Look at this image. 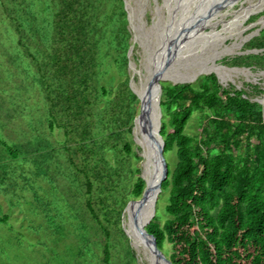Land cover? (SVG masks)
<instances>
[{"label": "rangeland", "instance_id": "1", "mask_svg": "<svg viewBox=\"0 0 264 264\" xmlns=\"http://www.w3.org/2000/svg\"><path fill=\"white\" fill-rule=\"evenodd\" d=\"M30 1L37 6L0 0V217L7 218L0 219V264H105L107 243L111 264H148L129 234L127 209L146 162L135 126L141 100L137 95L131 133L123 126L113 132L104 117L83 118L80 104L70 105L61 93L68 72L49 55L46 0ZM125 3L132 33L130 87L132 81L140 90L156 61L169 55L165 83L199 84L216 65L222 67L218 80L224 87L244 89L264 104V60L248 57L264 53L252 42L264 29V0ZM201 8L204 20L189 29ZM187 30L188 37L170 50ZM199 120V113L190 120V134L198 132ZM166 157L174 168L176 152ZM88 181L102 225L85 207ZM168 196L161 191L157 198L161 223L169 217ZM164 252L171 253L169 243Z\"/></svg>", "mask_w": 264, "mask_h": 264}, {"label": "trees", "instance_id": "2", "mask_svg": "<svg viewBox=\"0 0 264 264\" xmlns=\"http://www.w3.org/2000/svg\"><path fill=\"white\" fill-rule=\"evenodd\" d=\"M44 11L49 55L69 74L65 101L80 104L83 118L104 117L113 132L123 126L131 133L139 98L129 86L125 0H46ZM252 42L264 47V29ZM248 57L264 60V53ZM162 89L164 153L175 151L177 162L162 183L169 217L161 223L155 216L148 231L163 251L170 244L173 264H264V104L244 89L224 87L214 73L199 84L163 82ZM197 113L199 130L190 134ZM124 149L130 155L131 142ZM145 186L137 175L132 197L140 198ZM91 191L88 181L85 207L102 225ZM104 253L111 264L108 243Z\"/></svg>", "mask_w": 264, "mask_h": 264}, {"label": "water", "instance_id": "3", "mask_svg": "<svg viewBox=\"0 0 264 264\" xmlns=\"http://www.w3.org/2000/svg\"><path fill=\"white\" fill-rule=\"evenodd\" d=\"M202 11H203L202 8L199 9L198 14H196L195 17L193 18L192 20L193 22L190 24L189 29H191L192 27H197L201 23V21L204 20L205 14L204 16H199V14L202 13ZM188 31L189 30H187V32L184 31L178 34L171 42L169 49L171 50L172 48L174 49L178 47L179 44H181L182 41L188 37ZM130 52L131 50H129V53ZM169 59L170 56L168 55L167 57L159 58L156 61L155 69L149 74L148 78L146 79L145 86L141 88L142 91L143 90L145 91L144 94L140 93L139 92L140 90L134 89L131 81V87L133 88V91L139 96L141 100L140 112L135 119V126L137 127L138 123L141 124L140 131L142 134V139L146 144H148L149 148L153 152V158L156 160V165L159 172H158L157 180L151 186V188H149L148 181L144 176V172H145V164H144V172L141 175L146 182L144 192L140 198L133 200V202L129 204L127 209L130 210V206H131V210L129 211V214L131 213L132 216L135 218L136 220L135 224L137 226V230L140 231L147 245H149V247L152 248L159 257L163 258L166 264H173L169 256L161 248H159L156 237L152 233H150L147 229L148 224L155 217L157 198L159 193L162 191V183L164 180L167 179L170 169L169 163L164 153L165 141L160 132L161 124H162V107H161V95L163 90L162 83L165 80H167V77L165 76V68L169 63ZM211 73L216 74L217 78L221 79V75L217 70L210 69L207 71L206 74H211ZM180 83H185V82L183 81L173 82V84H180ZM141 144L144 147L143 142H141ZM152 192L154 193L155 196L152 212L146 224L141 225L138 223V213L142 209L141 207L142 202Z\"/></svg>", "mask_w": 264, "mask_h": 264}, {"label": "bare ground", "instance_id": "4", "mask_svg": "<svg viewBox=\"0 0 264 264\" xmlns=\"http://www.w3.org/2000/svg\"><path fill=\"white\" fill-rule=\"evenodd\" d=\"M220 66H213L214 70H217L220 73V69L218 68ZM145 86V85H144ZM140 93L144 94V90L142 91L140 89ZM141 124H137V130L141 133ZM141 142H143L144 150H145V156H146V162H145V172L144 176L146 177L148 181L149 188L155 183L158 177V168L156 165V160L153 158V152L149 148L148 144H146L143 139H141ZM154 193L152 192L143 202H142V209L138 213V223L141 225H145L148 221L152 208H153V202H154ZM132 205V204H131ZM131 210V206H130ZM129 210V211H130ZM136 220L130 213V226H129V234L133 239V244L137 248L138 252L142 255V258L148 262V264H166L163 258L159 257L156 252L147 245L146 241L144 240L143 236L141 235L140 231L137 230L136 226ZM139 254V255H140Z\"/></svg>", "mask_w": 264, "mask_h": 264}]
</instances>
